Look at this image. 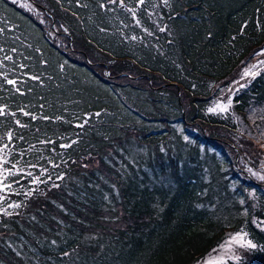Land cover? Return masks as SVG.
<instances>
[{"label":"trees","instance_id":"1","mask_svg":"<svg viewBox=\"0 0 264 264\" xmlns=\"http://www.w3.org/2000/svg\"><path fill=\"white\" fill-rule=\"evenodd\" d=\"M262 48L264 0H0V193L20 205L0 213V258L29 264L7 247L24 235L36 264H200L242 232L255 247L228 264H264V181L230 153L264 69L211 111ZM146 164L178 187L169 204Z\"/></svg>","mask_w":264,"mask_h":264},{"label":"rangeland","instance_id":"2","mask_svg":"<svg viewBox=\"0 0 264 264\" xmlns=\"http://www.w3.org/2000/svg\"><path fill=\"white\" fill-rule=\"evenodd\" d=\"M255 55L256 57L248 65L247 70H243L239 74L235 75V81L230 86V88L226 90V94H224L225 99L216 103L211 108V111L214 114H226L230 110L232 99L236 94L237 90L244 87L249 81H251L252 78L256 77L259 72L264 69V48L258 50ZM245 117L246 123H248V131L247 133H244V138L246 143L248 144V148L246 149L245 153H240L238 148L237 151H235L234 153H230L232 159L235 161L239 168L243 169V167H246L245 169H243L246 174L254 175V177H256L258 180L264 181V102H258L256 100L250 101L246 107ZM183 139L187 142V139L185 137H183ZM174 140L176 139L174 138ZM174 147L177 148V145H175ZM126 148L128 149L127 153L130 154L127 159L130 158L134 164L136 163V161L142 160V157H144V161H149L147 148L138 146L137 143L134 141L126 143ZM187 149V146H182L180 147V152H183L185 154ZM243 149L245 150L244 146ZM201 156L205 157V152L203 150H201ZM8 160L9 156L6 155V153H0V191L7 190V185L5 184L9 173L5 171L3 165L8 162ZM211 160L212 156L210 152V154H208L207 156L208 164L206 165V160L204 162L205 167H212ZM144 168H148L147 164L143 166V170H145L147 175L142 176V178H140V182H142L141 180L145 181V186L148 187L150 190H152L154 185H156L157 187H159L160 190L167 191L157 193V198L160 199L161 196H165L164 201L166 204H169L172 198V194L178 190V187H176L175 189H173L171 186L169 187L171 182L169 173L163 175L159 173V171L158 174L155 176V171L152 172L151 169L148 168L149 170H147ZM230 190L234 192L235 186H231ZM158 194L160 195L158 196ZM4 196L0 193V213L12 211L14 207H10V205H15L10 202V204L8 205L10 208L5 206L6 202ZM253 196L254 194L251 192L247 194V198L249 199H252ZM235 201L239 203L242 202L237 195L234 199H231V203ZM176 207L172 208V211L177 212ZM230 234L231 235L228 236L226 242L218 248L216 253L209 255L208 259H206L203 263L200 264H228L229 262L237 263L238 261L243 260L245 256H247L251 252V249L255 247L249 246V242L251 243V245L254 244L245 233L237 232ZM170 235L171 232L169 236ZM19 237L20 239L17 237V239L15 240L7 239V247H10L11 250L17 255V259L21 260L22 262L36 264L37 262L34 254H38L42 257L43 255L40 253V251L36 249V247H34V245H32V242L30 239H28V237L24 235ZM164 243L165 242H162V244ZM152 247L153 246H151V248ZM147 251L149 253V248L144 251H140L139 255H143ZM100 252L104 253L105 251ZM7 257L8 259L12 260L10 258L11 256L8 255ZM13 260L16 261L15 259ZM0 264H7V262L0 258Z\"/></svg>","mask_w":264,"mask_h":264},{"label":"snow or ice","instance_id":"3","mask_svg":"<svg viewBox=\"0 0 264 264\" xmlns=\"http://www.w3.org/2000/svg\"><path fill=\"white\" fill-rule=\"evenodd\" d=\"M13 2H15V0H13ZM141 2H143V0H141ZM167 2V0H165V3ZM161 31H163V29H161ZM9 83H15V81H9ZM3 110L0 109V112H2ZM25 115H28V113H24ZM17 123H19V121H17ZM11 135V134H9ZM10 207H16V208H19L20 205L19 204H15V205H10ZM5 214H8V213H5ZM249 246L251 247H254V245H251V243L249 242Z\"/></svg>","mask_w":264,"mask_h":264},{"label":"flooded vegetation","instance_id":"4","mask_svg":"<svg viewBox=\"0 0 264 264\" xmlns=\"http://www.w3.org/2000/svg\"><path fill=\"white\" fill-rule=\"evenodd\" d=\"M235 150L237 151V148H235Z\"/></svg>","mask_w":264,"mask_h":264}]
</instances>
